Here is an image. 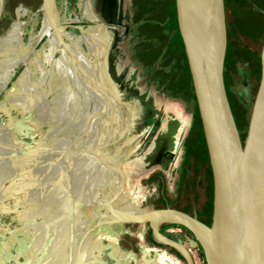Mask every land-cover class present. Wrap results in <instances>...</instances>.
<instances>
[{
    "label": "water",
    "instance_id": "95a60500",
    "mask_svg": "<svg viewBox=\"0 0 264 264\" xmlns=\"http://www.w3.org/2000/svg\"><path fill=\"white\" fill-rule=\"evenodd\" d=\"M79 1L100 22L92 31L113 29V0ZM175 1L213 176L211 227L142 206L141 180L161 168L163 141L141 131L147 128L145 114L134 99L125 128L115 129L113 113L96 108L97 88L105 95L113 87V57L105 48L92 46L102 58L91 76L66 84L62 70L51 73L35 64L10 29L0 36V264H195L175 235L174 242L159 239L162 223L189 231L193 242L186 240L196 255L201 250L206 264H264V41L242 141L223 79L224 0ZM178 112L175 131L165 139L166 159L173 152L169 143L176 144L175 165L192 118L184 104ZM135 223H148L183 262L158 248L146 249L139 259L122 250L124 226Z\"/></svg>",
    "mask_w": 264,
    "mask_h": 264
},
{
    "label": "flooded vegetation",
    "instance_id": "af4514ba",
    "mask_svg": "<svg viewBox=\"0 0 264 264\" xmlns=\"http://www.w3.org/2000/svg\"><path fill=\"white\" fill-rule=\"evenodd\" d=\"M224 4L227 48L223 79L232 109L229 81L234 88L240 86V90L247 85L248 94L254 99L260 79L261 51L257 53L247 48L246 62L241 66L237 63L234 70L230 69L226 0ZM254 12L253 14L263 22L260 32H255L249 27L242 29L239 24L233 25L232 31L238 36L242 35L243 31L248 42H258L263 46L264 10L255 8ZM112 17V30L94 32L92 29L100 22L86 5H81L79 0H0V36L10 29H15L23 45L29 47L31 59L35 64L45 67L51 73L54 68L57 73L62 70L63 83L66 84L68 81L80 84L83 81L80 77L85 73L91 76V68L96 70L97 64L100 67L102 58L92 46L97 49L105 48L113 57L110 72V75H113V87H110V92L107 90L105 95L99 91L100 86L97 88L96 108L100 113L102 108L105 109L106 114L113 113L114 123L117 125L115 129L122 124L119 128H125L129 121V102L134 99L138 101V106L142 107L145 114L144 121L147 128L142 127L141 131L151 133L153 140L163 141L161 145L158 143L159 148L163 147L162 153L160 152L161 168L141 180L144 188L142 206L152 212L179 213L210 228L213 216V176L185 50L178 29L176 1L113 0ZM92 18L96 20L95 23L92 22ZM255 59H258V74L253 73L257 68L254 67ZM180 67L189 78L186 88L180 86L178 73ZM250 67L255 69L250 71ZM22 71L23 67H19L16 76ZM97 82L101 84V75ZM118 92L121 93V102L117 99ZM238 94L239 92L234 91L235 97L239 98ZM182 104L185 105L186 114L192 117L191 128L183 144V157L180 163L175 165L172 156L176 155V144L172 146V143H169L168 147L173 149V152L169 157L171 159H166L168 157L165 158V139L167 133L175 131L172 130V125L176 124ZM234 119L243 141L246 135L241 133L235 116ZM157 123L162 125L158 129L154 126ZM248 123L249 120L245 132ZM166 125L170 128H166ZM116 155L118 157L124 154L116 153ZM150 155H153L151 151ZM124 227L128 233L121 236L119 246L122 250L135 254L137 259L146 252V249L158 248L179 262H183L179 253L160 241L174 242L175 235L181 240L182 247L194 258L195 264H206L202 260L201 250L199 249L196 255L189 241L186 240L193 242L190 232L181 227L168 223L160 224L157 227L160 240L154 237L148 223L126 224Z\"/></svg>",
    "mask_w": 264,
    "mask_h": 264
},
{
    "label": "rangeland",
    "instance_id": "374dc122",
    "mask_svg": "<svg viewBox=\"0 0 264 264\" xmlns=\"http://www.w3.org/2000/svg\"><path fill=\"white\" fill-rule=\"evenodd\" d=\"M263 0H226V11H227V21L229 23V46H228V64L230 69L237 67L238 65H243L246 62L248 56L247 48H251L257 53H260L262 45L260 43L248 42L247 36L242 31V35L238 36L234 31H232L233 25H240V28H252L255 32H260L262 29V21L254 15V9L258 8L264 10ZM254 13V14H253ZM253 14V16H251ZM257 68L253 71V68H249L250 71L259 73L258 59L254 61ZM181 69V67H180ZM232 70V71H233ZM248 72L249 70L246 69ZM231 71V72H232ZM180 74V86L186 88L188 85V76L183 69L179 72ZM258 76V75H257ZM236 77V75H234ZM240 78V77H239ZM244 83H246L244 81ZM234 91L239 92V98L234 96ZM229 98L232 106V113L236 117L238 125L241 128V133L246 135L245 128L247 122L251 115L253 97L248 94L247 85L243 86L240 90V86L233 87L232 82L229 81Z\"/></svg>",
    "mask_w": 264,
    "mask_h": 264
}]
</instances>
